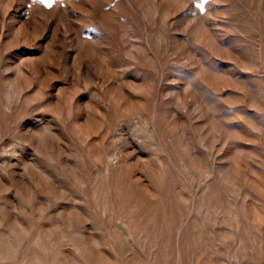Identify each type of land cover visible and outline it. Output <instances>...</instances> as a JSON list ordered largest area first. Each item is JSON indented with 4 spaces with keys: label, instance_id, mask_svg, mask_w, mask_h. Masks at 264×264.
<instances>
[{
    "label": "rangeland",
    "instance_id": "obj_1",
    "mask_svg": "<svg viewBox=\"0 0 264 264\" xmlns=\"http://www.w3.org/2000/svg\"><path fill=\"white\" fill-rule=\"evenodd\" d=\"M0 264H264V0H0Z\"/></svg>",
    "mask_w": 264,
    "mask_h": 264
}]
</instances>
